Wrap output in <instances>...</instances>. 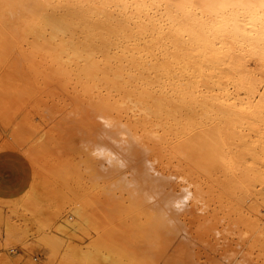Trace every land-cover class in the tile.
<instances>
[{
    "label": "bare ground",
    "instance_id": "obj_1",
    "mask_svg": "<svg viewBox=\"0 0 264 264\" xmlns=\"http://www.w3.org/2000/svg\"><path fill=\"white\" fill-rule=\"evenodd\" d=\"M29 41L31 68L45 84L58 81L62 99L53 105L63 104L61 115L82 128L83 160L95 169L90 183L116 211L113 229L96 223L89 253L105 252L110 264H154V257L167 264H264V0H0V59ZM243 191L254 196L251 205ZM36 198L26 208L39 232L51 229L54 250L64 240L53 234V221H43ZM77 209L62 215L57 231L76 228L79 219L92 223L94 215ZM130 236L144 250H133ZM66 250L74 252L72 245ZM201 250L212 263L201 261Z\"/></svg>",
    "mask_w": 264,
    "mask_h": 264
},
{
    "label": "rangeland",
    "instance_id": "obj_2",
    "mask_svg": "<svg viewBox=\"0 0 264 264\" xmlns=\"http://www.w3.org/2000/svg\"><path fill=\"white\" fill-rule=\"evenodd\" d=\"M19 44L23 45L24 49L22 48V46H18ZM26 44H27V46H26ZM18 45L16 46V48L18 47L17 48L18 51H16V49L13 50L17 54L12 51L13 53L8 54L6 56V59L8 61L7 60L5 61V58L0 59V62L3 59V62L0 63V264H92V263L93 264H110V261L106 258L105 252H103L101 255H99L98 256L99 258H97L95 254L89 253L93 249L92 248L93 242L95 241L96 238H98V234H97L98 230H96L97 227L99 226L98 224L100 222L104 221L103 223H100V226L104 224L107 226L106 230L108 229V226H109V229L111 230L115 226V225H113V224H115L114 222L117 223V221H116V214H115L116 211L113 210V212H112V207H110L108 203H102L105 201L104 200L105 198L102 197V195L100 193H98L97 190L94 188L95 183H90V180H91V182H94V181H92V178H93V175H92L93 172L92 171H95V169L93 170L94 167L92 169H90V167H92L91 166L92 164H89V162H85L86 160L84 159V156H85V158H87L86 157L87 155H86L85 151L83 150V148H81L82 144L80 145V141H79L80 136L82 135L81 132H83V131H78V130H81L82 128L80 129V127H77L78 125H72L71 126L70 123L68 122V120H66V118H64L63 114L61 115V113H63V110H59V109H62L63 104H61L62 106L60 105L61 108H59L58 104H56L57 106H54L55 105L54 103L57 100L62 99V96H61L62 90L60 89L58 81L54 80L55 82L48 85V84L43 83L42 80H40L41 82L38 80L37 75H36L35 71L33 70L34 67H32L33 69L31 68L32 62L31 61L29 62V60H31V59H29L30 54H31V52H30L31 47L29 48V46H31L30 41H29V43L24 42V44L18 43ZM20 47H21V49L24 50L23 54H22V52H20V50H21ZM27 47H28L29 51L27 50ZM23 50H21V51H23ZM25 52H27V53H25ZM24 54L26 55V57ZM8 56H9L11 62H9ZM19 56H23V57H19ZM24 57L26 59L28 57L29 60L28 59L26 60ZM20 59H21V61H22V59H24V61L26 60L28 65L24 61H22L23 66H21L20 65V63H21ZM4 64H5V66H4ZM24 64H26V65H24ZM28 66H30V67H28ZM9 71H13V72H9ZM30 71H31V73H30ZM11 74H13V75H11ZM19 74H21V75H19ZM20 76H22V77H20ZM5 77H7L8 79ZM12 79H14V80H12ZM11 83H12V86H11ZM18 85L21 87H19ZM8 90H9V92H8ZM7 93H9V94H7ZM6 94H7L8 98L6 97ZM33 98L35 99V100H33L34 102L31 101V99H33ZM20 103H22V104H20ZM34 105H35V108H34ZM32 106L34 109L31 108ZM52 107H56V108L58 107L57 110L55 111L56 113L54 112V108H52ZM48 108H49V110H48ZM51 108L53 111L50 110ZM18 109H19V111H17ZM33 111H35V112H33ZM28 112L29 113L31 112L30 115ZM46 112H48V113H46ZM4 114H5V116H4ZM11 115H13V116H11ZM60 115H61L62 119L60 118L58 120ZM50 116L53 117L52 120H51ZM32 119H33V121H32ZM41 120L44 122V125L42 124L43 122ZM51 121H53V123ZM60 121L62 123H59ZM64 121H66V122L64 123ZM50 123L52 124L53 127L51 126ZM54 123H57V125H54ZM46 124L47 125L49 124V126H47ZM67 124H69L70 126L67 127L66 126ZM39 125H40V127H39ZM42 125L46 126V127H43ZM29 126H30V128H29ZM50 126H51V128L49 129ZM56 126L58 127V129L60 128L62 130L59 129L58 130L59 132H57ZM75 126L79 129L75 128ZM42 127H43V131H42V129L40 130V128H42ZM47 127H48V129H47ZM63 127H64V129H63ZM70 127L74 128L73 130L77 131L78 133L77 132L75 133V131L73 132L71 129L66 130L67 128H70ZM32 128H34V129H32ZM16 129H18V130H16ZM44 130H47V132L49 130V132L48 133L46 131L44 132ZM50 130H51L52 134L50 133ZM70 130L73 132V135H71L72 132L70 134ZM40 131L42 132V135L36 134V133H40ZM60 131H61V133H60ZM65 131H68V132H65ZM53 133H56V136H55V134L53 135ZM59 133H60V135L61 134L62 135L60 136ZM66 133H67V135L70 134L71 136H73L72 139H69V136H67ZM13 134L16 135V137ZM43 134L45 135V137ZM52 135H53V137H51ZM58 135H59V138L57 137ZM63 135H65L66 137ZM74 135L76 137L78 136V138L76 139V137H74ZM47 136H48V138H47ZM55 137L57 138V140ZM60 137H62V138H60ZM45 138H46V141H44ZM50 138L52 140H55L54 141L55 145H54V142L51 141ZM53 138H55V139H53ZM73 138H74V140H73ZM40 139H42V140H40ZM47 139H49L51 142ZM62 139L63 140L65 139V141H63ZM67 139L69 141L72 140V142L67 141ZM41 141L43 142V144L41 143ZM56 141L58 142L57 146L60 148H58L56 146V143H57ZM60 141H62V142L60 143ZM47 142L49 144H47ZM65 142H69V143H65ZM62 143L66 147L68 144L72 143V145H68L70 148L67 147L68 149L66 150L65 146ZM37 144H40V145H37ZM59 144H60V146H59ZM61 144H62V146H61ZM43 145L44 146L52 145L50 147L56 146L57 150H55L54 148L49 149L50 147L47 148V147H44ZM29 146H30V148H29ZM35 146H37L38 148ZM42 146H43V149L46 148V150L44 149V151H43ZM27 147H28V149H27ZM77 148L80 150L79 152H78ZM39 149L40 150L42 149V150L40 151ZM58 149H60L61 152H64V153H66V152L67 153L72 152V153H70L69 155L67 154V156L65 154V156H66L65 157L63 155L64 153H62V155L59 154L60 150H58ZM38 150L42 154L41 153L39 154ZM48 150L50 153L48 152ZM50 150L51 151L54 150V151L51 152ZM74 150H76V151H74ZM82 150L84 151L85 155H83L84 153L82 152ZM56 151H58V152H56ZM73 151L75 153L78 152V153H76L77 154L76 157H80V158H76L75 153H73ZM34 152H37L39 155L37 153H36L37 155H35ZM51 153H55V154H51ZM79 153H81V154H79ZM73 154H74V156H73ZM41 155H42V157H41ZM55 155H60V156L55 157ZM79 155H83V158H82V156H79ZM61 156H63L64 158ZM67 157H70L71 160L74 159L75 163H77V162L79 163L83 159L85 161L83 160L82 164L77 163L76 165H74L75 168L78 165V167L75 169L73 166H71L75 163L74 162L72 163L70 161V159ZM66 158L69 159L68 161H70V163H72L70 165L71 167L69 166V162L66 160ZM61 162L65 163L66 165L62 164ZM79 167H80V170L78 171ZM82 167L84 168V170ZM85 167H86V169H85ZM66 169H67V171H66ZM72 169H73V171H72ZM85 170H87V173L84 172ZM80 171H81V173H80ZM67 172H69V173H67ZM73 172H74V174H73ZM78 173H80V176L82 174H84V175H82L81 179L83 178V176L87 179H84V180L82 179L83 181L81 179H78L80 177V176H78L79 175ZM85 173L88 177L85 175ZM71 175H72V177H70ZM89 177H91V179H89ZM73 180H74V182H73ZM93 180H94V178H93ZM63 181H65V182H63ZM81 181H82V183H81ZM72 182H73V184H72ZM77 183H79V185L81 183L82 187L79 186ZM75 184L77 185V187ZM83 186H88V188L86 187L87 188L86 189ZM70 187H72V188H70ZM53 188H54V190H53ZM71 189H72V191H71ZM81 190H82V192H81ZM94 190L97 192V194L101 195L100 197H102V198H99V196L96 195V192ZM91 192H93V193H91ZM87 193H90V195L91 194L92 195L90 196ZM240 194H241V197L244 200V202L248 205H251L255 201L254 196L251 195L247 191H243ZM82 195H84V196H82ZM81 196H82V199L84 198L83 200H85V204L82 203L83 200H81ZM87 196H88V198L89 197L92 198L93 202L98 200L97 203L94 202V204H98L99 207L96 205L94 206V204L91 203L92 200L89 198L87 201L90 200L89 204L90 203L92 204L91 206H92L93 210H91L92 209L91 206H89V209H88V207L85 208V206L87 204V201H86ZM93 196L98 197L100 200L96 197L93 198ZM30 197H34V198L37 197L36 199L37 200L39 199L41 201L40 204L43 205L42 208L44 210V213H43L44 215L42 217L43 221L44 222L46 220L51 221V222L53 221L52 222V227H53L52 231L54 232L53 234H56V236H59V238L61 239V240L59 239L60 241H62V238H63V240H64V241H62V242H64V243H62L63 245L60 246L61 243L58 242V244H56V247L58 246L57 248L55 247L54 250H52L50 248L49 243H48V239L50 236L49 233H50L51 229L49 227H47L42 232H39V228H38L39 227V223H38L39 221L37 219H35L34 214L31 211H29L28 208H26L27 207L26 206V200ZM102 199L104 201H101ZM89 204H87V205H89ZM104 206L107 209H105ZM79 207H80V210L83 208V210H81V211H84V209L87 210V212L90 216L94 215L95 216L94 219L99 217L100 218L99 222H95L98 220H95L93 222L92 220H93L94 216L93 217L91 216V218H92L91 222L92 223H90V224H85L83 220L79 219L78 222L80 221L81 224L79 226H77L76 228H70V226H69V229H67V230H69L68 232H66L67 230L57 231L56 226L61 221L62 215H63V217L67 216V215H69V213H71V212L73 213V210H75ZM94 207L95 208L98 207V208H96L97 211L95 210ZM99 208L102 209V211ZM103 208H104V210L107 211V214H105L106 212L103 213V211H104ZM57 209H58V211H57ZM77 210H79V209H77ZM94 210H95L96 214L92 212ZM108 213L111 216H109ZM57 215H59L60 217H58ZM110 217L111 218L115 217V219L113 218L115 221L113 222L112 221L113 219L109 220ZM101 219H102V221H101ZM54 221L56 224L54 223ZM96 223H98L97 226H96ZM91 224H93L96 228L94 226H92ZM86 225H89V227H87ZM126 225H127V227H126ZM128 225H129L128 222L125 223V227L127 229H129L128 231H131V229L129 228ZM77 229H79V230H77ZM109 229H108V231H109ZM138 229H140V227ZM63 231H65L64 233H66V234H61V232H63ZM72 233H73V235H72ZM74 233H76V235ZM132 238H131V236H130V238L129 237L127 238L130 240V242L134 241V243L131 242V244L134 246L132 249L137 250V251L138 250L139 251L144 250V249H139L141 247V244L139 243L140 240L138 238L136 239L137 242L139 240V242H138L139 245H138V244H136L137 242L135 241V239H132ZM65 242L67 245L73 246L74 252H72V253H75V254L67 252ZM89 242H90L91 246H88ZM60 247H62V248L60 249ZM77 248L80 250H76ZM82 251H83V253H81ZM201 251H200L201 253L199 254L201 261H203V262L207 261L208 260L207 259L208 256L206 257L207 254L203 253V252H205L204 250H201ZM94 258H96V259H94ZM156 258L157 257H154L155 262L158 260V259L156 260ZM93 260H95V261H93ZM160 260L161 259H159V261ZM222 260H224V258ZM124 261L127 262L128 259L125 257ZM159 261H158V263L154 262V264H164L165 263V262L162 263L163 260H162V262L161 261L159 262ZM208 261H210V263H212V260H208ZM165 264H167V263H165Z\"/></svg>",
    "mask_w": 264,
    "mask_h": 264
}]
</instances>
